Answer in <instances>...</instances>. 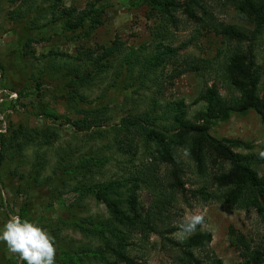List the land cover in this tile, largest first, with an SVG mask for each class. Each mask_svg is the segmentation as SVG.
<instances>
[{
    "label": "rangeland",
    "instance_id": "obj_1",
    "mask_svg": "<svg viewBox=\"0 0 264 264\" xmlns=\"http://www.w3.org/2000/svg\"><path fill=\"white\" fill-rule=\"evenodd\" d=\"M207 2L219 23L252 30L227 0ZM54 5L55 0H27L19 8L17 0H0V231L12 215L46 229L55 238L56 264L71 255L85 264H112L120 251L132 258L126 264H186L189 254L184 247L190 235L181 239L179 225L185 217L203 214L204 225L195 233L209 232L211 241L193 250L199 264L244 261L241 236L250 251L264 253V215L255 206L227 201L226 189L214 184L213 175H200L183 148L177 150L183 188L177 186L175 196L164 201L152 231H132L108 209L119 201L127 215L151 217L150 210L157 211L156 195L169 192L133 176L145 171L163 178L166 166L153 164L155 143L132 132L128 136L135 138L136 152L119 151L115 126L156 109L162 118L158 124L170 127L171 108L180 101L193 119L205 109L201 95L212 86L222 98L238 99L240 93L222 78L230 42L203 28L182 8L176 11V23L168 25L166 18L148 17L150 5L142 0H63L62 6L77 12H101L96 27L90 21L85 28L69 31ZM194 10L201 14L199 7ZM158 25H167L164 40L156 36ZM115 41L120 49L103 56ZM252 46L263 76L262 95L264 33ZM186 61L199 69L178 74ZM20 126L49 127L53 142L20 151L12 140ZM210 134L241 141L235 151L260 157L256 168L264 175L261 114L234 113L227 121H215ZM79 163H86L87 170L73 177L62 173L63 167ZM92 185H102L105 198H98V188L89 190ZM80 222L101 231H82L76 226ZM0 264L25 262L0 241Z\"/></svg>",
    "mask_w": 264,
    "mask_h": 264
},
{
    "label": "trees",
    "instance_id": "obj_2",
    "mask_svg": "<svg viewBox=\"0 0 264 264\" xmlns=\"http://www.w3.org/2000/svg\"><path fill=\"white\" fill-rule=\"evenodd\" d=\"M17 1H19V8L27 2V0ZM227 1L245 22L252 25V30L237 24L219 23L215 19L213 9L207 0H187L183 2L181 0H142V2H147L150 5L147 14L150 18L158 16L161 20L166 18L168 25L175 24L176 11L182 8L190 18L195 19L203 28L211 29L225 37L232 46L226 53L222 78L229 88H233L240 93V97L236 100H226L219 95L216 86H212L208 87L201 95L202 100L206 102L205 109L197 112L193 119L188 118L185 110L186 105L183 101H180L171 108L174 123L170 127H161L158 124V121L162 118L158 116L156 109L138 117L126 118L120 125L115 126L119 151L125 153L136 152L135 138H129L128 136V134L134 132L146 142L155 143L157 150L154 155L152 154L153 164L157 167L160 165L166 166L165 174L163 178L158 177L159 180H157L156 175H150L145 171H138L136 175H133L149 187L160 188L162 191L164 189L169 190L167 195H156L157 211L150 210L151 217L145 218L140 213L133 217L129 216L121 208L119 201H112L108 205L112 217L132 231L137 229V231L144 234L152 231L153 228H150V226H152V222H155L158 215L160 216L165 206L164 201L175 196L177 186L183 188L182 173L184 170L178 162L179 159H177L178 148L184 149L190 160L196 165L197 172L200 175H213L212 181L214 184L220 189H226L225 198L227 201L234 204L255 206L264 215V175H260L259 170L256 168L261 162L260 157L236 152L235 149L243 145L239 140L218 139L210 134L215 121H227L234 113H246L255 110L264 119V89L262 95L260 94L263 76L255 61L256 52L252 46V43L264 33V0ZM62 2L63 0H55L54 8H57L59 20L64 22L67 30L76 31L79 28H85L90 21V25L94 28L101 22L100 11L92 9L89 12L81 13L73 8L62 6ZM197 7L201 10L200 15L194 10ZM157 29L156 36L158 39H166L165 35L169 34L167 25H158ZM119 49L120 46L115 41L113 47L104 49L103 56H111ZM183 68L178 74L186 70H198L199 66L191 61H186V66ZM77 124L81 128L80 123ZM53 132L49 127L34 130L20 126L14 131L12 140L15 141L16 148L23 151L28 145L51 144L53 142ZM87 167L86 163H79L74 168L67 166V169H65L63 167L62 173L73 177L79 172L87 170ZM93 187L100 190L101 195H98V198H105V193L101 190L102 185H92L89 190H93ZM76 226L82 231L86 230L90 233L101 231L97 225L83 227L80 222ZM210 241L211 234L209 232L197 231L190 235L184 247L185 252L189 255H186V259L183 261L186 264H192L193 262L199 264L193 250L202 249L205 243ZM238 242L246 249L242 253L244 261L238 264H264V253L259 249L250 251L251 247L244 236H241ZM93 254L98 255V251H93ZM117 255L118 261L112 264L132 262V258L128 256L127 251L117 252ZM71 256H65L64 264H85L81 257ZM213 264L224 263L221 259H216Z\"/></svg>",
    "mask_w": 264,
    "mask_h": 264
},
{
    "label": "clouds",
    "instance_id": "obj_3",
    "mask_svg": "<svg viewBox=\"0 0 264 264\" xmlns=\"http://www.w3.org/2000/svg\"><path fill=\"white\" fill-rule=\"evenodd\" d=\"M260 155L264 157V152ZM203 225V214H192L179 225L178 235L183 239ZM0 241L7 245L10 252L18 254L25 264H56L55 238L46 229L19 215L10 216L3 225Z\"/></svg>",
    "mask_w": 264,
    "mask_h": 264
}]
</instances>
